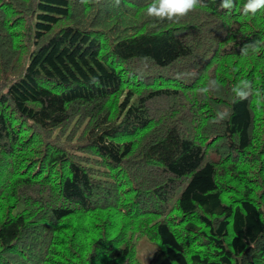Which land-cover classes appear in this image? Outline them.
<instances>
[{"label": "trees", "instance_id": "1", "mask_svg": "<svg viewBox=\"0 0 264 264\" xmlns=\"http://www.w3.org/2000/svg\"><path fill=\"white\" fill-rule=\"evenodd\" d=\"M150 2L0 0V264H264V9Z\"/></svg>", "mask_w": 264, "mask_h": 264}, {"label": "clouds", "instance_id": "2", "mask_svg": "<svg viewBox=\"0 0 264 264\" xmlns=\"http://www.w3.org/2000/svg\"><path fill=\"white\" fill-rule=\"evenodd\" d=\"M79 2L81 4L95 3L99 5L101 0H79ZM114 4L118 7L121 4V0H114ZM201 6H206L204 0H151L144 14L154 22H179ZM219 7L223 10L230 11L235 7V0H220ZM261 9H264V0H246L242 11L244 15H255ZM242 51H246V49H242ZM253 51H256L254 45ZM177 78H182V74H177ZM220 90V82L215 79H210L205 86L197 89V94L207 98L210 93H219ZM231 92L233 94V104L246 100L253 94L261 100H264V90L255 89L253 93L252 83L249 80H241L232 87ZM232 114V110L229 108L217 110L212 122L221 123L229 120Z\"/></svg>", "mask_w": 264, "mask_h": 264}, {"label": "rangeland", "instance_id": "3", "mask_svg": "<svg viewBox=\"0 0 264 264\" xmlns=\"http://www.w3.org/2000/svg\"><path fill=\"white\" fill-rule=\"evenodd\" d=\"M148 245H149V243H147V241H145V240L144 241H141V240L138 241L137 248H139V250H140L139 257L141 258L142 262H145L147 257H148V255L150 254V253L148 254V253L145 252V250H147L146 247Z\"/></svg>", "mask_w": 264, "mask_h": 264}]
</instances>
